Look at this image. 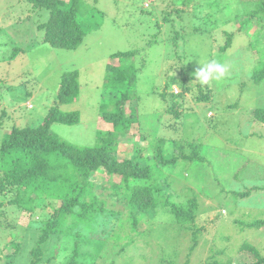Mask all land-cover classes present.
Returning a JSON list of instances; mask_svg holds the SVG:
<instances>
[{
  "label": "rangeland",
  "instance_id": "rangeland-1",
  "mask_svg": "<svg viewBox=\"0 0 264 264\" xmlns=\"http://www.w3.org/2000/svg\"><path fill=\"white\" fill-rule=\"evenodd\" d=\"M86 1L92 15L83 16L87 29L83 43L76 49H58L41 40L38 24L48 20L49 11H34L26 0H0V115L5 109L8 122L38 124L54 104L63 74L78 69V95L62 107L79 110L81 119L75 125L56 123L53 131L79 145L97 144L100 136L113 129L99 112L111 96L104 85L107 66L131 63L138 73L133 95L138 98L131 103L138 105L140 131L147 138L133 131L121 135L117 156L133 158L139 152L142 165L152 164L155 137L163 139L166 153L180 154L174 163H159L167 183L160 185L164 188L156 196L161 203L183 205L195 199V223H208V229L194 246L192 230L164 203L148 212H135L138 224L134 226L131 210L135 209L128 192L114 194L111 185H96L95 194L107 201L108 210L116 212L110 224L100 220L94 229L83 226L85 235L103 240L96 264H159L162 258L176 264L187 260L207 264L221 248L234 256L232 264H252L254 256L246 251L237 254L236 247L248 240L259 244L264 253L262 229L245 226L264 218V189L245 197L235 192L264 184V122L255 114L256 108L264 107V80L252 78L253 71L264 66V19L249 15L255 5L247 0H192L186 4L187 11L179 12L173 11L176 0ZM192 5L195 10L190 9ZM227 41L230 46L224 49ZM13 47L20 50L10 57ZM129 50H136L130 58H112L113 53ZM211 61L226 66V71L220 81L210 80L204 86L195 72ZM192 75L193 80L189 79ZM185 82L192 88L183 94ZM173 83L180 91L171 94ZM207 87L208 92L202 94ZM166 89L167 99L162 96ZM175 96L183 99L187 109L182 121L168 122L164 107ZM7 121L0 131V144L11 128ZM182 153L201 158H184ZM104 175V171L94 174L105 181ZM155 181H160L159 173L152 179L134 178L131 185ZM11 198L15 193L0 194V202H5L0 206V264H27L23 257L35 244L41 221L61 200L39 199L29 212L9 204ZM224 234L231 236L229 241H224ZM129 236L134 242L122 248ZM72 240L61 250L46 251L47 256L54 254L55 261L63 264ZM14 242L20 244L18 250Z\"/></svg>",
  "mask_w": 264,
  "mask_h": 264
},
{
  "label": "trees",
  "instance_id": "trees-1",
  "mask_svg": "<svg viewBox=\"0 0 264 264\" xmlns=\"http://www.w3.org/2000/svg\"><path fill=\"white\" fill-rule=\"evenodd\" d=\"M26 1L30 3L31 9L34 11L41 12L44 9L49 11L48 20L38 24V27L43 31L41 40L44 43L58 49H76L83 43L87 35L83 16L90 14L91 11L86 0H70L69 3L64 0ZM176 1L178 3L173 11L179 12L184 9L187 11L186 4L192 0ZM247 1L249 4L252 1V4L255 5L254 9L249 11V15L252 18L264 19V0ZM195 8L196 5H192L190 9L195 10ZM251 17L248 16V21ZM168 19L169 17H166L164 22ZM1 32L2 27L0 26V34ZM229 46L230 42L227 41L223 48L227 49ZM18 50L20 47H16L10 57L16 56ZM135 53L136 50L119 51L113 53L112 58H130ZM127 64L126 61H121L116 66L111 64L107 66L104 85L111 96L105 100V104L99 112L104 122L111 124L113 129L108 131L106 136H100V142L97 144L79 145L62 138L59 133L53 131V125L56 123L75 125L81 119L79 110H65L62 107V104H70L78 95L80 87L78 69L68 70L63 74L55 102L46 110L38 124L18 125L13 121L8 122L7 112L3 109L0 115V131L3 130L6 121L7 125H11V128L4 134L0 144V194L15 193V198H11L8 203L22 207L29 212L34 210L39 199L61 200L60 206L50 212L49 217L41 221V226L37 229L35 244L27 250L23 257L27 264H56L54 254L47 256L46 251L53 253L58 248L59 250L65 248L71 238L73 244L69 248V255L63 264H96L101 258L103 240L85 235L83 226L94 229V224H98L100 220L105 224H110L111 220H108L111 215L116 214L115 211L107 209L105 199H100L98 194H95L93 188L96 185L100 188L111 185L115 190L114 194L128 192V201L135 209V211L131 210L134 226L138 224L135 212H148V210H154L159 207V204L164 203L171 206L170 211L175 214L181 224H184L186 229L192 230L194 246L199 243V239L208 229V223L201 225L195 223L197 218L195 199L190 200L189 205H183L168 201L161 203L159 197L156 196V192L159 193L167 183L159 163L163 165L174 163L180 154L169 155L166 153L163 139L155 137L157 152L152 164L142 165L139 161V152L133 158L120 159L117 156L118 143L122 140L119 139L121 135L124 136L133 131L143 135V138H147V134L140 131L142 121L138 105L135 106L131 103L135 98L133 95H136L137 68L131 63ZM192 77L194 76H190L189 79L193 80ZM252 78L258 82L264 80V66L254 70ZM207 84L203 85L208 86ZM173 86L178 89L175 91ZM183 87L182 93L186 94L191 91L192 85L189 86L185 82ZM171 90V94L180 91L174 83ZM208 90L209 87L203 93L204 89H202V94H206ZM162 96L166 98L167 89ZM171 99V103L164 107L167 112L164 115L168 122L182 121L185 109H187L184 107L183 99L178 96ZM255 114L256 119L264 122V107L256 108ZM182 154L184 158L197 157L195 153L192 155ZM197 158H201V156L199 155ZM101 171L105 172V181L103 177L94 176L96 172ZM157 173L160 174V181H165L164 184L155 181L152 185H131L134 178L152 179L156 177ZM263 189L264 184L254 185L243 191L235 192V194L245 197L254 190ZM2 205H5L4 201L0 202V206ZM245 226L250 229H262L264 234V218L250 221ZM116 234L120 239L119 233ZM230 237L229 234H224L223 239L227 242ZM61 242H64L62 246L59 245ZM133 242L134 238L129 236V240L122 248ZM14 246L18 250L20 244L14 242ZM53 248L55 249L53 250ZM236 248H238L236 249L237 254L246 251L254 256L255 260L252 264H264V253L256 242L244 240ZM225 256L227 258L221 260V257ZM162 260L159 264H176L171 259L162 258ZM206 263L232 264L234 256H229L227 249L221 248L217 249L206 260ZM184 264H189V260Z\"/></svg>",
  "mask_w": 264,
  "mask_h": 264
},
{
  "label": "clouds",
  "instance_id": "clouds-1",
  "mask_svg": "<svg viewBox=\"0 0 264 264\" xmlns=\"http://www.w3.org/2000/svg\"><path fill=\"white\" fill-rule=\"evenodd\" d=\"M226 71V66L216 62L211 61L206 66H202L195 72V76L200 81L201 84H207L210 80L220 81L224 76Z\"/></svg>",
  "mask_w": 264,
  "mask_h": 264
},
{
  "label": "built area",
  "instance_id": "built-area-1",
  "mask_svg": "<svg viewBox=\"0 0 264 264\" xmlns=\"http://www.w3.org/2000/svg\"><path fill=\"white\" fill-rule=\"evenodd\" d=\"M175 89V88H174ZM178 88L176 87V90H177Z\"/></svg>",
  "mask_w": 264,
  "mask_h": 264
}]
</instances>
